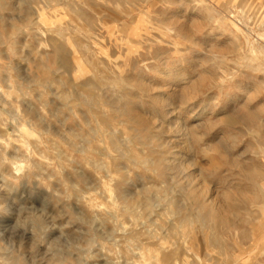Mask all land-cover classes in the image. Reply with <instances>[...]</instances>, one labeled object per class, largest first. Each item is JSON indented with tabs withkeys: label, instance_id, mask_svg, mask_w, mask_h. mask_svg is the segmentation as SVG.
I'll return each instance as SVG.
<instances>
[{
	"label": "rangeland",
	"instance_id": "rangeland-1",
	"mask_svg": "<svg viewBox=\"0 0 264 264\" xmlns=\"http://www.w3.org/2000/svg\"><path fill=\"white\" fill-rule=\"evenodd\" d=\"M263 19L0 0V264H264Z\"/></svg>",
	"mask_w": 264,
	"mask_h": 264
},
{
	"label": "bare ground",
	"instance_id": "bare-ground-1",
	"mask_svg": "<svg viewBox=\"0 0 264 264\" xmlns=\"http://www.w3.org/2000/svg\"><path fill=\"white\" fill-rule=\"evenodd\" d=\"M241 14H245V13L241 12ZM229 18H231V20H229L228 18H224L223 19V21H225L224 22L225 25L226 26L228 25V26L232 27L233 30H235L236 32H239L240 29L237 26L236 19L233 16H231ZM251 20H253V19H251ZM260 27L259 28H260L261 31H263V33L257 34V36H256L257 38H256L255 41L254 40L251 41L249 35L243 37L244 41H245V43L247 45L248 52L250 53V57L249 58L243 59L244 67L249 68L253 72H257V71L264 72V21H263V23H261ZM23 131H24L25 134H28V135L30 134L27 130H23ZM15 169H16L17 172H19L20 170H22V166L16 164ZM261 210H262L261 212L264 215V205H263ZM126 211L130 212L131 209L128 208Z\"/></svg>",
	"mask_w": 264,
	"mask_h": 264
},
{
	"label": "crops",
	"instance_id": "crops-1",
	"mask_svg": "<svg viewBox=\"0 0 264 264\" xmlns=\"http://www.w3.org/2000/svg\"><path fill=\"white\" fill-rule=\"evenodd\" d=\"M263 21H264V19H263V20H261V22H259V24L263 23Z\"/></svg>",
	"mask_w": 264,
	"mask_h": 264
}]
</instances>
